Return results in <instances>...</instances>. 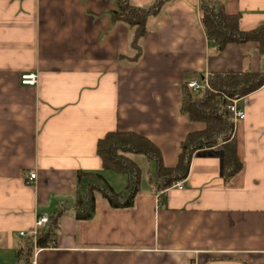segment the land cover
Instances as JSON below:
<instances>
[{
	"label": "crops",
	"instance_id": "0c3cea01",
	"mask_svg": "<svg viewBox=\"0 0 264 264\" xmlns=\"http://www.w3.org/2000/svg\"><path fill=\"white\" fill-rule=\"evenodd\" d=\"M219 1L241 15L242 30L264 23V0ZM117 4L0 0V264H264V85L240 100L243 166L233 177L222 149L204 148L188 176L161 191L155 162L130 154L142 172L134 205L114 208L98 192L93 217L77 218L79 170L102 172L126 194L127 176L104 170L97 155L107 132L147 136L174 167L180 143L206 126L180 113L184 86L212 72L264 71L256 43L217 50L200 0H169L150 15L142 55L129 60L135 29L113 20ZM29 73L37 84L22 83ZM43 215L44 232L57 219L55 242L18 256Z\"/></svg>",
	"mask_w": 264,
	"mask_h": 264
},
{
	"label": "trees",
	"instance_id": "16d2710c",
	"mask_svg": "<svg viewBox=\"0 0 264 264\" xmlns=\"http://www.w3.org/2000/svg\"><path fill=\"white\" fill-rule=\"evenodd\" d=\"M169 0H156L151 6L141 7L130 0H118L117 9L112 11L114 21H122L135 29L132 48L135 61L142 55L140 39L147 33V20L158 14ZM201 22L209 41L216 44L219 52L230 44L256 43L264 60V23L251 30L240 28V14H229L219 0H200ZM205 76H201V81ZM208 87L199 93L184 86L180 113L187 115L192 122H203L205 128L188 133L178 148L177 163L174 167L164 163L160 147L147 136L128 130H112L97 142V155L102 160L104 170H111L127 176L126 194L116 192L106 181L102 172L78 171L79 186L77 197V218L88 220L95 213L96 193H101L114 208H127L134 205L140 191L141 168L129 156L143 154L156 164L158 189L164 191L174 183L184 180L190 170L193 155L200 149L219 147L223 151L225 178L229 179L241 171L242 162L238 156L236 123L227 105L231 98H243L264 85V71H237L208 74ZM47 231H41L35 238L29 236L25 245L17 250V255H25L28 260L33 249L48 247L55 242L57 219Z\"/></svg>",
	"mask_w": 264,
	"mask_h": 264
},
{
	"label": "built area",
	"instance_id": "2783aa9c",
	"mask_svg": "<svg viewBox=\"0 0 264 264\" xmlns=\"http://www.w3.org/2000/svg\"><path fill=\"white\" fill-rule=\"evenodd\" d=\"M38 82V76L35 73H29L22 75V83L25 85H35ZM208 74L205 76L204 80H193L190 81L187 86L188 88L193 91L194 93H199L205 90L208 87ZM240 100L239 97H234L230 99V102L228 103L227 107L233 114V120L235 123H237L239 120L244 119L246 114L244 110L240 106ZM36 178V173H31L29 181H33ZM180 181L177 182L175 185H179ZM50 221L49 216L43 215L38 217L36 220L35 227L33 231L31 232L33 236L35 237L38 233H40L46 224H48ZM21 236H26V232L22 231L20 232Z\"/></svg>",
	"mask_w": 264,
	"mask_h": 264
},
{
	"label": "rangeland",
	"instance_id": "374dc122",
	"mask_svg": "<svg viewBox=\"0 0 264 264\" xmlns=\"http://www.w3.org/2000/svg\"><path fill=\"white\" fill-rule=\"evenodd\" d=\"M209 83V82H208ZM204 91V90H203ZM141 158H143V163H142V167H143V171H144V173H145V176L146 177H148L149 176V172H148V164L146 163V162H150L148 159H146L144 156L143 157H141ZM148 160V161H147ZM150 164H152V162H150ZM179 182V181H178ZM175 184H177V182L176 183H174L173 185H175ZM120 191H124V188H122V190H120Z\"/></svg>",
	"mask_w": 264,
	"mask_h": 264
}]
</instances>
